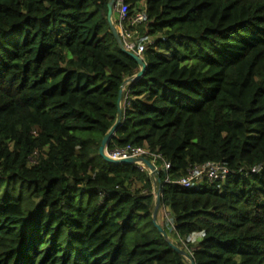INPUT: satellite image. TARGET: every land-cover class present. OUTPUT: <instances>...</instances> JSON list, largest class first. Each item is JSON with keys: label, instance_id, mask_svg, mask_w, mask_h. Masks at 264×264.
I'll list each match as a JSON object with an SVG mask.
<instances>
[{"label": "trees", "instance_id": "1", "mask_svg": "<svg viewBox=\"0 0 264 264\" xmlns=\"http://www.w3.org/2000/svg\"><path fill=\"white\" fill-rule=\"evenodd\" d=\"M109 2L0 0V264H187L149 172L99 155L140 71ZM123 3L146 72L108 151L162 157L161 226L194 264H264V0ZM207 164L231 174L176 184Z\"/></svg>", "mask_w": 264, "mask_h": 264}, {"label": "built area", "instance_id": "2", "mask_svg": "<svg viewBox=\"0 0 264 264\" xmlns=\"http://www.w3.org/2000/svg\"><path fill=\"white\" fill-rule=\"evenodd\" d=\"M113 13L117 15L118 25L122 29L120 32V37L122 39L125 51L128 53H134L137 56L141 57L142 53L144 52V46L137 45L135 33L131 31H126L125 28L130 27L133 29L138 24L145 21L146 19L145 12H137L134 14L131 20H128V7L125 6L123 0H116L113 7ZM125 21H129L127 22L126 26H124ZM106 154L111 159L117 161L129 159V158L147 159V156H150L152 158L151 162L155 166L158 161L163 160L159 154H154L150 152V150H147L145 148L132 147V146H127L123 149H117L113 151L107 150ZM163 165L164 166L162 167V169H164V171L167 172L170 169V164L163 162ZM156 168L159 169L157 166ZM140 169L141 171L144 170L148 171L144 167H140ZM259 172L260 169L258 168H253L250 170L251 174H257ZM229 174H231V172L227 167H224L220 164H207L203 166H197L189 170L188 175L176 181V184H178L183 189H189L191 188L193 182L202 183L204 181L213 182L216 180H225ZM165 182L166 183L170 182L168 177H166Z\"/></svg>", "mask_w": 264, "mask_h": 264}, {"label": "water", "instance_id": "3", "mask_svg": "<svg viewBox=\"0 0 264 264\" xmlns=\"http://www.w3.org/2000/svg\"><path fill=\"white\" fill-rule=\"evenodd\" d=\"M116 0H110L109 4H108V22H109V26L110 29L112 31V34L118 44V47L124 51V46H123V42L122 39L120 37L119 32L117 31V29L114 26L113 23V7L115 4ZM128 53V52H126ZM139 65L140 67V71L138 74H136L133 78L126 80L123 85L121 86V90L119 93V98H118V103H117V117H116V122L113 125V127L110 129V131L107 133V135L105 136V138L102 141L101 147L99 149V155L100 157L106 161L107 163L110 164H114V165H122V164H126V165H130V166H136V167H144L148 170L149 175L154 183L155 187H158L159 190H157V192H155V197H156V204L154 207V211L152 214V221L156 227V229L159 231L160 235L163 237L164 241H166L169 246L174 249L175 251H177L180 255H182L187 261L190 262V264H194V261L191 259V257H189L182 249H180L179 247H177L176 245H174L170 240L168 235L165 233V230L163 229V227L158 223L157 221V216H158V212L159 209L161 207V201H160V189H161V183L158 180V174L159 171L156 168V166L149 160L145 159V158H129V159H124V160H113L110 157L107 156L106 152L108 149V144L110 142V140L112 139V137L115 134V131L118 127H120V125L122 124L123 118H122V95L124 90L126 89L127 86H129L130 84L138 81L139 79H141L146 72V64L144 62V60L142 58H140L139 56H137L134 53H128ZM156 191V190H155Z\"/></svg>", "mask_w": 264, "mask_h": 264}, {"label": "rangeland", "instance_id": "4", "mask_svg": "<svg viewBox=\"0 0 264 264\" xmlns=\"http://www.w3.org/2000/svg\"><path fill=\"white\" fill-rule=\"evenodd\" d=\"M136 10H138L137 8H135V11ZM138 11H136L135 13H137ZM134 13V14H135ZM120 28V27H119ZM121 28H120V31L119 32H121ZM148 41H151L152 42V39L150 38V39H148ZM202 184L203 183H199V182H197L196 183V187H200V186H202ZM170 216H169V211L168 210H159V212H158V216H157V221H158V223L161 225V223L165 220V219H168ZM188 262V264H190V262L189 261H187Z\"/></svg>", "mask_w": 264, "mask_h": 264}, {"label": "crops", "instance_id": "5", "mask_svg": "<svg viewBox=\"0 0 264 264\" xmlns=\"http://www.w3.org/2000/svg\"><path fill=\"white\" fill-rule=\"evenodd\" d=\"M113 23H114V25H115V28H116L117 31L119 32V31H120V28H119V25H118V18H117V15H116V14L113 15ZM186 262H187V260H186ZM187 264H188V262H187Z\"/></svg>", "mask_w": 264, "mask_h": 264}, {"label": "clouds", "instance_id": "6", "mask_svg": "<svg viewBox=\"0 0 264 264\" xmlns=\"http://www.w3.org/2000/svg\"><path fill=\"white\" fill-rule=\"evenodd\" d=\"M115 26V25H114ZM119 34H120V32H119ZM141 58V57H140ZM108 150V149H107ZM159 170V169H158Z\"/></svg>", "mask_w": 264, "mask_h": 264}]
</instances>
